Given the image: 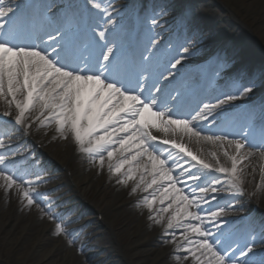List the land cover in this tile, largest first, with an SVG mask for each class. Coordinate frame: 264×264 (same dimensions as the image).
Masks as SVG:
<instances>
[{
  "label": "snow or ice",
  "instance_id": "6c2138e0",
  "mask_svg": "<svg viewBox=\"0 0 264 264\" xmlns=\"http://www.w3.org/2000/svg\"><path fill=\"white\" fill-rule=\"evenodd\" d=\"M162 14L145 15L137 30L125 27L114 0H0V117L11 118L0 119V189L52 222L56 236H73L15 143L18 131L54 126L117 183L131 182V194H145L138 207L183 253L178 264H264V226L241 235L228 218L238 197L264 190V103H232L256 79L189 104L201 90L182 71L192 37L162 43L154 31ZM192 142L210 148L194 151ZM253 159L261 180L248 192Z\"/></svg>",
  "mask_w": 264,
  "mask_h": 264
},
{
  "label": "rangeland",
  "instance_id": "374dc122",
  "mask_svg": "<svg viewBox=\"0 0 264 264\" xmlns=\"http://www.w3.org/2000/svg\"><path fill=\"white\" fill-rule=\"evenodd\" d=\"M121 2V5H117L116 7L119 10H124L126 7H132L130 4H122V3H128L127 0H118ZM155 1V0H150ZM160 1V0H157ZM166 1V0H162ZM182 1L184 0H175L174 6H164L162 4H156L157 7L163 8L164 10H167L171 16H177L180 15L183 9ZM198 5L203 6L204 2L206 0H196ZM213 3L207 6H203V11H207L209 15L215 16V18L223 16L226 18V20L231 19V14L226 11L225 9L218 8V6L214 5L216 2L214 0H210ZM209 2V0H208ZM150 3V2H149ZM152 4H147L145 7L146 11H150V6ZM184 5V4H183ZM131 10V9H129ZM211 11V12H209ZM190 12V11H188ZM187 12V13H188ZM194 12V11H193ZM186 13V14H187ZM189 14V13H188ZM207 15H201L197 17L194 20H182L181 26L183 29L181 30L183 33L185 32L186 28L189 30L194 31L195 29L199 28L198 32L192 37V47H197L199 44L202 46L210 44V46L217 47L219 45V48L223 46L222 40L219 37H215L216 39H213L212 41H207L209 38L212 37V35L209 33L208 30H206V25H210L208 22ZM220 23V22H219ZM175 28L177 25H175V22L173 21V25L171 22H161L158 23L157 28L159 30L166 29V28ZM224 29H230L228 25L222 26ZM178 29V28H177ZM214 32L219 31L217 26L214 28ZM242 30V31H240ZM160 31L157 34L161 37L162 43L166 42L168 39L165 35H163ZM249 31L242 25H239L235 28V32L233 34H241V38L244 40L249 41H257L252 42L251 49L249 51H245L243 55H247L249 52H253V56L255 57L256 63L258 64V69H261V66H264V42H259L258 40L254 39L253 36H251ZM208 33V34H207ZM184 35L180 36L179 38H183ZM209 35V38H208ZM233 35V36H234ZM191 37V36H190ZM173 41V40H172ZM177 39L173 42H176ZM248 41V42H249ZM231 44V43H230ZM230 44L227 45L226 48H224L222 57L225 55V61H227L226 67L223 68L226 72H235L234 67L231 65V63L234 60L235 53L237 51V48L230 47ZM210 54H213V50H209L208 52H205L204 55L209 56ZM192 56L187 55V58L183 61L184 68L187 67L190 72L192 70ZM244 60V58H241L240 61ZM249 60V59H248ZM243 62L241 64L244 65ZM241 68V67H240ZM239 68V69H240ZM257 66L253 65L251 69H247L245 71V78L243 79L246 83L247 79L251 77L256 71ZM223 71V72H224ZM200 73V72H199ZM194 74V73H192ZM186 76V75H185ZM187 78H195L199 80L198 76H189L187 74ZM228 79V78H227ZM229 80V79H228ZM239 80V79H237ZM200 82V81H199ZM242 82V81H241ZM223 82H218L216 87L214 88L218 95L220 93H224L222 88ZM259 85H256L254 88H258ZM253 88V89H254ZM225 92H230L232 89L230 88V85H227L225 87ZM195 94L192 93L191 95ZM205 93L200 92L196 96L193 97L196 98L193 100L188 101L189 104H196L199 100L203 99L204 102H208L206 100V96H204ZM190 95V96H191ZM189 96V97H190ZM188 97V98H189ZM212 102H215L214 99ZM54 127V126H53ZM43 130V129H42ZM41 130V131H42ZM55 132V129H54ZM55 134H57L55 132ZM45 136V133H40L38 135H35V138L38 140L39 138H43ZM51 142L54 141L53 138L50 139ZM26 148L29 152V160L23 161L22 166L27 167L30 164H32L31 168L29 167V170L33 173H40L43 175V177L47 180V183L42 185L41 191H44L48 193L49 197L55 202L56 205V211L60 213L67 223V229L69 232L73 233V236L65 237V236H56L54 234V224L50 222L47 219H41V215L37 210V214H33V218L31 221H28V213L25 211L28 210L27 208H22L21 203L18 205V209L15 210V213L12 215V224L11 227L16 232L22 231L24 226L28 224V230H27V236L19 243L17 249H22L24 246L29 245V237L32 236L35 232H38L42 228V224L44 222L53 224V229L49 232V238L48 242L46 244V247H49L51 244L50 242L53 240H56L57 238H63V242H61V245L54 250L53 252V260L59 261L60 258L64 255L69 256V250L72 247L75 252V257H70L68 259V262L65 264H108V262H115V264H130V254H134V251L136 252L141 251L140 254L137 256L136 260L142 262L143 264H150L153 258L159 251L162 249H165L168 247V245H171L173 247L170 252H168L161 260V263L158 264H171L172 257L176 256L177 254L183 255V253H177L174 249V246L171 243H166L167 237L162 235V230H160L152 239H148L147 242L143 245L133 247V241H136L140 236L147 233L148 230H150L149 225V219L148 215L144 218L142 223V231L139 235H137L136 238H130L128 235V227L132 224H135L137 222V219L142 214L146 213L147 210L141 207H138V201L141 197H133L131 196V190H129L125 195L118 197L117 191H119V188L122 186V184L117 183L116 178V185L110 186L109 180L113 178L112 175L104 174L102 175L100 168L98 165L96 167L99 169L95 173V175L92 176L90 181V188L87 190L85 197L87 198L89 202H95L100 205L101 208H104L106 205V202L113 198V196L118 197L115 206L112 208L111 214L109 215L110 219L113 221L112 228H109L108 226H104L102 223V219L98 218V211H94L91 209V204L86 200H84L80 194L77 192L76 188H73V184H71V181H78L80 176L84 173L86 168H88L90 163L89 157L85 154L83 156H79L76 159H72L68 164L70 166V169L72 170V177L67 175V171L64 169L59 168V163L62 161L63 156L60 152L56 153L54 155V159L48 158L44 151L41 148H37L34 145H31L30 142L26 143ZM22 157V156H21ZM21 157H18L21 158ZM52 160V161H51ZM59 162V163H58ZM67 165V164H66ZM73 183V182H72ZM112 185V184H111ZM246 186V184L244 185ZM260 194H264V190L259 192ZM14 194V193H13ZM15 195V194H14ZM6 196L9 197L7 194ZM256 204L262 205V200L260 196L256 200ZM253 205L248 204L246 208L244 209H235L233 211L229 212V217L232 218L231 220L234 221V227L235 229L240 230V227L236 225L237 220H241L244 216V212L247 210H252ZM7 210V209H6ZM5 209H0V216L7 215V211ZM79 211V213L77 212ZM235 219H234V218ZM70 221V222H69ZM260 222H264V219H257V223L260 224ZM5 233V232H4ZM3 232L0 233V252H4L6 246L4 245L5 242L2 239V237L5 235ZM112 233L115 236H118V246H110L109 242L112 239ZM76 236V237H75ZM73 240L74 242L70 245L69 240ZM108 245V248L105 250V255L99 256L100 254H96L100 247H106ZM131 246L133 248H131ZM122 249L121 254L119 249ZM132 249V250H130ZM125 256V258L123 256ZM15 254H12L11 257L13 258ZM90 256V257H89ZM37 255H35L34 252H32L29 257L24 260V264H51L52 259H47L45 261L37 262L36 260ZM129 257V258H128ZM128 258V259H127ZM15 259V258H13Z\"/></svg>",
  "mask_w": 264,
  "mask_h": 264
},
{
  "label": "bare ground",
  "instance_id": "6f19581e",
  "mask_svg": "<svg viewBox=\"0 0 264 264\" xmlns=\"http://www.w3.org/2000/svg\"><path fill=\"white\" fill-rule=\"evenodd\" d=\"M132 1V0H130ZM174 1L175 0H167V1H158L157 3H163L164 5H171L174 6ZM216 3L214 5L218 6V8L225 9L228 11L232 18L226 20L223 16L215 18V16L209 15L207 11H203V6L210 5L213 3L212 1L206 0L204 2L203 6H200L197 3L196 0H187L186 4V12L189 14L185 15V20H194L197 17L201 15H207L208 17V22L210 25H206V30L209 31V33L212 35L211 38H209L208 35V40L207 41H212L213 39H216L215 37H219L223 41H228V44H230V47H235L237 48V51L234 56V60L232 62V66L234 67L235 73L233 75L230 73H223L222 69L220 68L217 63L214 61L213 55H209L206 57L204 55L205 52H208L209 50L212 49L210 44L202 46L199 44L197 47L190 48V55L192 56V70L193 72H190V70L185 67L183 68V73L184 75L187 76V74H191V76H198L200 77L199 81L202 82L203 84L201 85V89L203 90L204 96H206V100L209 101L210 98L217 96V92L215 89H213L211 86H215L218 82L224 81V86L222 85L223 91L225 92L226 89L225 87L227 85H232V82L234 80L239 79L242 82H245L243 79L245 78V71L247 69H251L253 65H256V71H254L253 75L251 77H255L256 79V85H259L258 88H254L249 95L243 99H238L236 101H233L232 103L236 106H239L241 110L247 107L251 106H258L264 101V77L261 76V73L264 72V66H261V69H258V64L256 63L257 61L255 60V57L253 56V52H249L247 55H243L245 51H249L251 49L252 42H257V41H249V40H244L241 38V34H233L235 32V28L239 25L244 26V29L246 28L251 36L254 37V39L258 40L259 42H264V0H214ZM125 4V3H123ZM156 11L155 13H160L161 9L155 8ZM127 10L120 11L123 14V24L125 25L126 28L130 26V21L132 19V13ZM194 11V12H193ZM211 12V11H209ZM154 13V12H153ZM168 12L165 11L162 15L158 16V22L166 21L170 17ZM143 16V15H141ZM140 16V17H141ZM220 22V23H219ZM223 25H228L230 29H224L223 30ZM217 26L218 30L214 32V28ZM168 30V29H167ZM166 30V31H167ZM199 28L195 29L194 31L189 30L186 28L185 32L183 34H186L184 36H191L194 37L196 32H198ZM154 31L161 33L163 35L165 33V30H159L157 26L154 28ZM169 32H167V35H169V40H171L173 37H176L178 32H176L174 29H169ZM242 31V30H240ZM208 34V33H207ZM234 35V36H233ZM174 40V39H172ZM249 41V42H248ZM258 43V42H257ZM217 49V47L214 49V51ZM241 58H244V60L240 61ZM249 59V60H248ZM245 63L244 65L241 66L242 63ZM241 67V68H240ZM240 68V69H239ZM215 70V71H214ZM206 71L208 72L206 75ZM219 72V75H214V73ZM200 72V73H199ZM194 73V74H192ZM212 74V75H211ZM185 76V77H186ZM229 80H228V79ZM247 82V81H246ZM202 91L197 92L200 93ZM196 96V93L194 97ZM260 98L256 101H254L256 98ZM191 99L193 102L194 99L188 98V101ZM0 111H3V105H0ZM0 119H5V120H10V117H0ZM47 133L43 138H39L38 142L39 144L42 145V149L46 156L48 158L54 159V155L58 152H60L63 156L62 161L59 163V167H65L66 164H68L72 159H76L79 156H83L81 152H79L73 143L71 139L68 140H63L58 137V134H55L54 132V127L48 128L46 130H39L37 131L35 128H33L32 132L28 135H25L23 132H17L16 137L17 140L15 143H18L20 145V153H21V158L19 159L20 161H26L29 160L30 156L28 155V149L26 148V143L28 141L29 137H34L35 135H38L40 133ZM153 134L155 135H162L161 133L154 132ZM56 137L53 142L50 141L51 138ZM187 142V141H186ZM190 147L194 151H202L203 153H207L209 150L210 146L208 145H198L194 142L190 144ZM21 165L23 164L20 163ZM253 166H255L256 171L254 174H251L249 176H246L245 178V184H246V190L248 192H256L257 184L261 180L260 176V169H259V161L256 159H253L252 161ZM32 164H30L27 167L31 168ZM23 167V166H21ZM99 171V169L96 167V165L91 164L86 168L84 173L80 176L79 180L75 182L74 187L80 194V196L85 197V194L87 190L90 188V181L93 175ZM102 175L108 174L109 172L107 171V167L103 170H101ZM108 172V173H107ZM248 172L251 173L252 169L249 168ZM116 178L113 176L112 179L109 180L108 183H110V186H115L116 184ZM112 184V185H111ZM131 182L129 185L125 186L122 185L119 188V191H117V196L121 197L125 195L129 190H131ZM42 187V186H41ZM8 196L4 193L2 189H0V209H7V215H3L2 217L0 216V233H4L5 235L2 237V239L5 242V251L0 252V264H24V260H26L29 255L34 252L35 255H37L36 260L37 262L40 261H45L47 259H52L51 264H65L68 262V259L70 257H75V252L74 249L71 247L69 250V256H62L59 261L53 260V252L55 249H57L60 245L61 242H63V238H57L56 240H53L50 242V246L46 247V244L48 242L49 238V232L53 229V224L51 225L50 223L44 222L42 224V228L38 231L35 232L32 236L29 237V245L24 246L22 249H17L16 246L19 245V243L27 236V230H28V224L24 226L22 231L16 232L13 227L11 220H12V215L15 213V210L18 209V205L20 204L19 200L17 199L16 195L13 193H9ZM145 195L144 193H137L133 194L131 198L133 197H142ZM260 196L262 200V207H264V194H260L257 192L255 196H250L249 199L245 198V196L238 197L234 203L236 204V208H245L247 204L251 202H255L257 198ZM118 197L113 196L109 201L106 202V205L104 208H101L99 204L95 202H89L91 205V209L94 211H98V214L103 215V224L107 225L108 227H112L113 221L110 219L109 215L111 214L112 208L115 206L116 201ZM231 197L224 196V198L219 202L220 204L226 203L228 200H230ZM216 202H213V205L215 206ZM235 208V209H236ZM36 209L33 208L31 210H26L25 212L28 213V221L34 217L33 214H37L35 211ZM79 213V211H77ZM149 215L148 212L142 214L141 216L138 217L137 222L135 224H132L128 227V236L130 238H136L137 235H139L142 231V223L144 218ZM255 216L254 213H246V216ZM245 219V218H244ZM149 225H150V230L147 231L144 235L140 236L136 241H133V247H137L140 245H143L147 242L148 239H152L160 230H162L161 226L154 224L151 220H149ZM257 228V223L253 224ZM242 235V233H239ZM115 236V235H114ZM76 237V236H75ZM1 238V237H0ZM115 240L118 241V236H115ZM116 241H114L116 243ZM110 246H113L111 240L109 242ZM131 246V248H133ZM108 248V245L105 247ZM173 247L171 245H168L165 249H162L155 255L153 260L151 261L150 264H158L161 263L162 258L172 250ZM132 250V249H130ZM141 251H134V254H130V264H143L142 262L136 260L137 256L140 254ZM12 254H15L13 258L11 257ZM90 257V256H89ZM129 258V257H128ZM127 258V259H128ZM171 264H178V262L175 259V256L172 257L171 259ZM109 264H115V262H109ZM182 264H191V261H183Z\"/></svg>",
  "mask_w": 264,
  "mask_h": 264
}]
</instances>
